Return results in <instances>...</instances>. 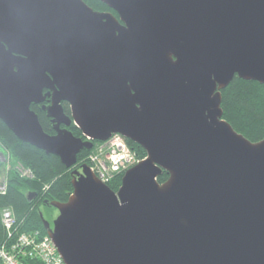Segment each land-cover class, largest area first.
<instances>
[{
  "label": "water",
  "instance_id": "obj_1",
  "mask_svg": "<svg viewBox=\"0 0 264 264\" xmlns=\"http://www.w3.org/2000/svg\"><path fill=\"white\" fill-rule=\"evenodd\" d=\"M97 1L122 24L82 0H0V120L14 136L66 169L114 134L146 153L116 192L87 164L71 172L56 218L40 213L58 254L264 264V137L238 134L220 107L234 77L264 84V0ZM45 97L53 135L30 109Z\"/></svg>",
  "mask_w": 264,
  "mask_h": 264
},
{
  "label": "trees",
  "instance_id": "obj_2",
  "mask_svg": "<svg viewBox=\"0 0 264 264\" xmlns=\"http://www.w3.org/2000/svg\"><path fill=\"white\" fill-rule=\"evenodd\" d=\"M96 11L108 10L107 6L97 0H82ZM64 113L69 114L67 104L62 105ZM222 119H224L238 134L250 142L256 143L264 137V84L255 81H246L234 77L230 84L221 90ZM30 109L35 112L39 123L45 133L53 135V126L36 105ZM68 130L76 137L85 138L80 130L73 124ZM128 146L137 154L139 159H144L145 151L137 144L126 140ZM97 142L94 141L95 145ZM0 147L8 158L20 163L32 173V178L21 177L14 169L6 171L0 183V215L3 209L12 211L16 218L15 232L38 231L42 236L46 230L42 224L40 213L45 220L53 207L50 202H66L73 191L71 172L80 170L87 163L91 150H81L77 154L76 164L66 169L59 158L18 140L14 134L0 120ZM9 159V160H10ZM8 160V161H9ZM7 164V163H6ZM123 174L115 177L107 186L114 192L120 186ZM168 174L163 171L157 177L158 183L167 180ZM28 194H36L35 199L29 203ZM48 215V216H47ZM6 241V233L2 228L0 219V245ZM26 264H41L31 260Z\"/></svg>",
  "mask_w": 264,
  "mask_h": 264
},
{
  "label": "built area",
  "instance_id": "obj_3",
  "mask_svg": "<svg viewBox=\"0 0 264 264\" xmlns=\"http://www.w3.org/2000/svg\"><path fill=\"white\" fill-rule=\"evenodd\" d=\"M141 160L124 137L114 134L93 145L86 164L102 183L108 184ZM15 171L21 177L32 178V173L20 163L15 165ZM0 219L6 233V241L0 245V264H26L31 260L66 264L47 235L42 236L38 231L15 232L17 221L11 210L3 209Z\"/></svg>",
  "mask_w": 264,
  "mask_h": 264
},
{
  "label": "flooded vegetation",
  "instance_id": "obj_4",
  "mask_svg": "<svg viewBox=\"0 0 264 264\" xmlns=\"http://www.w3.org/2000/svg\"><path fill=\"white\" fill-rule=\"evenodd\" d=\"M107 8H108V7H107ZM94 11H96V10H94ZM97 12H100V13H106V14H111V15H113V16L118 20V22H119L120 24H122L121 21H120V19H119V17H118V15L116 14V12H114V11L111 10L110 8H108V10L97 11ZM46 92H47V91L45 90L44 93H46ZM49 103H50V98H49V97H45L44 101H43L42 103H40V104H37L36 106H37L38 108H40L42 112H45L44 109H43V107L49 105ZM63 104H67V106H68V111H69L68 116H70V110H69V105H68V103H66V102H61V105H63ZM62 108H63V107H62ZM63 111H64V110H63ZM45 114H46V112H45ZM66 115H67V114H66ZM46 116H47V115H46ZM47 118H48V117H47ZM48 119H49L50 123L52 124L51 119H50V118H48ZM52 126H53V124H52ZM70 126H71V125H70ZM70 126H69V127H70ZM60 127H61V128H65L64 125H60ZM69 127H68V128H69ZM76 171H80V170H76ZM57 215H58L57 210L53 208V210H52V216H53V217L50 219V221L48 220V222L51 223V222L56 218ZM47 216H48V215H47Z\"/></svg>",
  "mask_w": 264,
  "mask_h": 264
},
{
  "label": "rangeland",
  "instance_id": "obj_5",
  "mask_svg": "<svg viewBox=\"0 0 264 264\" xmlns=\"http://www.w3.org/2000/svg\"><path fill=\"white\" fill-rule=\"evenodd\" d=\"M3 155V154H2ZM3 156H5V158H6V160L8 159H10V158H8V156L5 154V155H3ZM18 162H16V161H14L13 159H10L8 162H7V164H6V166L5 167H3V169H2V171L4 172V175H5V173H6V171L7 170H9V168L10 169H14L15 170V165L17 164ZM0 172H1V170H0ZM2 180H3V178H0V182H2ZM107 185V184H106ZM53 216H52V211H50V215L48 216V220L50 221V219L52 218Z\"/></svg>",
  "mask_w": 264,
  "mask_h": 264
},
{
  "label": "crops",
  "instance_id": "obj_6",
  "mask_svg": "<svg viewBox=\"0 0 264 264\" xmlns=\"http://www.w3.org/2000/svg\"><path fill=\"white\" fill-rule=\"evenodd\" d=\"M0 153L1 154H3V155H5V152L2 150V148L0 147ZM5 157V156H4ZM3 158L0 156V170H1V172H0V178H3V176H4V172L2 171V169H3V167H5L6 166V163H7V161L8 160H6V162H2L1 160H2ZM1 183V182H0Z\"/></svg>",
  "mask_w": 264,
  "mask_h": 264
}]
</instances>
